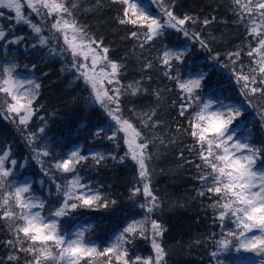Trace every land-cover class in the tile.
<instances>
[{"label": "trees", "instance_id": "obj_1", "mask_svg": "<svg viewBox=\"0 0 264 264\" xmlns=\"http://www.w3.org/2000/svg\"><path fill=\"white\" fill-rule=\"evenodd\" d=\"M143 1L150 3L153 10L161 12L160 7L151 3V0ZM165 3H171V0H165ZM78 4L74 12L78 22L86 26L92 36L103 40V46L109 48L110 60L123 64L120 84L126 87L139 82L142 89L136 96L127 93L122 96L121 109L124 117L130 119L145 137L155 141L149 145L153 159L148 163L151 189L159 198L160 209L152 214V219L166 229L160 238L167 253L166 264H236L237 259L243 256L239 241L229 238L232 243L226 250H219L216 244L228 230H236L235 225L231 220H226L222 230L216 219L217 210L211 207L217 197L198 194L201 182L196 178L199 172L195 165L200 161L194 148L189 151L194 145L189 135L190 113L198 109L194 104L184 116L180 115L184 94L176 86L175 80L164 75L168 69L159 60L165 49L189 44L182 62H173L171 74L185 80L188 73L184 72V67L187 65H192L191 70H202L205 76L201 88L197 90L200 102L212 88V94L220 95V100L233 102L241 110L233 126L238 127L240 133L246 134L250 144L264 150V119L260 115V110L264 108V98L249 96L246 99L241 84L237 83L233 74L234 67L238 68L241 63L245 66L251 63L245 54L251 37L246 38L245 28L235 22L237 17L232 11L231 0H174L172 11L175 15L198 18L197 23H189L186 28L190 34L199 33L208 44L206 48L201 47L197 40L185 37L174 29H166L162 37L141 48L142 39L130 36L132 31L140 30L130 24L119 23L123 5L113 0H78ZM0 12L4 13L0 16V27L7 33L6 39L2 40L5 42H0V70L10 57L16 58L19 68L32 70L40 84L32 104L34 115L26 127L19 125L18 117L10 116L5 105L0 103V148L10 153L11 159L24 164L26 169L21 171L19 177L35 176L36 182L31 192L41 198L43 196V213L47 208L49 211L46 215H49L63 201V193L57 191V185L64 186L74 175L59 172L53 165L60 158H66L73 146H79L80 154L88 159L77 166L75 175L102 197L116 203L107 209L78 208L67 215L71 219L67 229L74 223L87 221L88 225L94 227L86 241L97 240L103 249L117 233L116 230L123 228L130 220L145 216L140 207L145 202L142 192L135 197L131 193L134 186L142 188V183H138V166L130 157L120 161L119 158L127 152L123 133L118 135L115 142L108 139L115 128V122L92 99L91 89L83 79L76 78L78 73L71 68V56L67 53L50 54V48L59 49L63 41H50L48 46L41 47L31 28L15 22L13 12L7 9H0ZM23 12L25 15L29 13L33 22L42 26L43 35L51 37L50 19L39 21L38 15L29 12L27 7L23 8ZM205 19L212 22L204 25L202 22ZM19 37L24 39L19 43H10ZM252 46H255V42ZM239 48L244 51L234 66L228 53ZM148 62H151V68L145 67ZM111 87L114 85H109ZM5 99L10 100L0 93V100ZM249 100L252 104H249ZM152 110H155L153 120L160 123L155 129L145 128L140 117ZM40 128H44L43 133L39 131ZM33 133L35 141L30 145L28 137ZM161 139L164 143H160ZM53 140L59 141L61 145L55 148V154L50 145ZM45 145L50 155L35 158L33 149ZM97 154L105 157L99 164L93 159ZM112 156L116 159H112ZM186 160L192 163H185ZM257 164L264 166V160L257 161ZM14 183L11 184V190ZM6 223L0 221V264H9L7 257L13 252L3 243L11 238ZM126 247L130 259L136 255H154L150 235L147 239L136 237ZM136 247H140V250ZM212 252H217V256L213 257ZM16 254L20 256L18 264H24L25 253ZM12 264L17 262L13 261ZM81 264H86V261ZM97 264L100 262L97 261Z\"/></svg>", "mask_w": 264, "mask_h": 264}, {"label": "snow or ice", "instance_id": "obj_2", "mask_svg": "<svg viewBox=\"0 0 264 264\" xmlns=\"http://www.w3.org/2000/svg\"><path fill=\"white\" fill-rule=\"evenodd\" d=\"M120 3L122 16L119 18L121 25L130 24L140 31H132L130 36L141 40L140 47L150 41L162 37L166 29H174L183 33L185 37L197 40L201 47H208L207 42L199 33H189L186 25L195 24L198 18L189 15L179 17L172 11V4L165 0H151L157 4L163 13L161 18L153 16L139 0H113ZM232 11L237 17L236 23L246 30V38L251 37L246 47V55L251 59L247 66L239 64L233 68L237 83L242 86L246 99L249 96L264 98V0H231ZM27 7L32 13L40 16L42 20L50 19V36L42 34V26L33 22L32 18L25 15L23 8ZM79 7L78 0H0V9L14 12L17 24L27 25L38 38V44L46 47L50 41L62 39L63 45L57 49L50 48V54L67 53L71 56V68L83 79L91 89L92 99L101 105L107 112L115 128L109 140L116 141L118 135L123 133V141L127 146L125 156L120 161L130 157L138 166V183L141 187L131 189L132 197L143 194L145 202L140 205L145 216L142 220H133L116 235L110 243L101 249L94 242L85 240V230L75 233V238H68L60 229L59 218L69 215L78 208L107 209L115 205L114 200H108L94 190L90 185L81 182L75 175L76 168L88 157L79 151H72L67 158L58 160L53 167L62 173H73V177L64 186L57 185V191L63 193V201L54 212L52 218L42 215L45 208L43 200L35 197L31 192V185L15 186L8 183L13 169L6 167L9 153L0 154V221H5L10 239L4 241L6 248L13 250L7 257L9 264L19 262L20 256L16 253H25L24 264H166L167 253L163 248L160 238L166 229L152 214L160 209L159 198L151 189V171L149 161L153 155L149 152V145L154 140H149L140 130L125 118L121 109V97L126 93L136 96L142 91L139 82L126 87L120 84L119 76L123 64L109 59V48L103 46V40L92 36L87 27L81 25L74 12ZM4 13L0 12V16ZM214 19V18H213ZM212 21L205 19L202 23L208 25ZM7 33L0 28V40L6 39ZM24 39L19 37L10 43H19ZM255 42V46L252 44ZM36 45H33L35 47ZM243 48L228 53L234 66L240 59ZM184 53L165 49L159 56L160 62L168 69L164 75L176 81V86L181 90L183 103L180 105V115L184 116L189 109L196 105L198 110L190 113L189 135L194 141L192 148L196 150L200 163L196 164L199 175L196 177L201 182L198 190L200 196L209 194L217 197L211 207L217 210L216 219L224 228V222L231 220L236 230H228L224 237L216 241L219 250H226L232 239L239 241V247L247 251L264 255V168H257V161L264 160V150L248 142L235 138L233 122L241 115V110L232 106H224L222 110L213 111L212 101L200 102L197 90L201 88V79L180 80L173 76L174 61L183 60ZM35 67V66H34ZM151 68V62L145 64ZM15 64L3 67L0 70V93L10 100H0L5 105V110L10 116L18 117V123L27 126L34 115L33 101L38 95L40 84L34 80H22L14 75ZM106 85H114L107 87ZM159 96V93H156ZM249 104L252 101L249 100ZM255 107V105H252ZM135 115V113H134ZM155 110L145 112L140 117V122L145 128L155 129L159 121H154ZM264 119V108L260 110ZM41 133L44 128H40ZM29 144L35 141V133L28 137ZM160 143H164L161 139ZM117 147L119 145L117 144ZM35 158L49 156L50 152L45 145L43 148H34ZM183 156V153H181ZM116 159L115 156L111 157ZM93 159L99 164L105 159L97 154ZM12 165L16 164L11 160ZM185 163H192L185 161ZM258 231L259 235H249ZM151 237L153 256L142 257L136 255L129 258L126 245L136 237ZM232 238V239H229ZM213 257L217 252H212Z\"/></svg>", "mask_w": 264, "mask_h": 264}, {"label": "rangeland", "instance_id": "obj_3", "mask_svg": "<svg viewBox=\"0 0 264 264\" xmlns=\"http://www.w3.org/2000/svg\"><path fill=\"white\" fill-rule=\"evenodd\" d=\"M25 2V0H22V3ZM139 3L144 6L153 16H156V17H159L161 18V20L163 21V17H162V14L161 12L159 11H155L153 10L151 7V4L148 3V2H144L143 0H139ZM28 9V8H27ZM29 12H31L30 9H28ZM14 13V12H13ZM15 15V13H14ZM30 14L28 13V16ZM40 18V19H39ZM38 19L39 21H41V17L38 16ZM47 20V19H46ZM43 21V20H42ZM43 24V23H42ZM51 25V23H50ZM46 27V26H45ZM1 28V27H0ZM166 31V30H165ZM60 40V39H59ZM62 41V39L60 40ZM0 42H5V41H2L0 40ZM63 43V42H62ZM171 50H175V51H180V52H183L185 53L187 50H189V44H181V45H177V46H173L171 48H169ZM15 64V69H14V75L19 78V79H22V80H34L36 83H37V80H36V76L34 74V72L30 69H20L19 68V63L17 62V59L16 58H13V57H10L7 61H6V64H5V67L6 66H10V65H13ZM192 69V65H187L186 67H184V72L188 73V75L186 76L187 79L185 80H188V79H201V84H202V81H203V77H204V72L202 70H197V71H194V70H191ZM184 74V73H183ZM181 74V75H183ZM109 87V85H108ZM212 90L213 88L208 92L207 94V102L208 101H212L213 103V108L212 110L213 111H216V110H222L224 109V106L227 105V106H232V107H235L232 103H225L223 102L222 100H220L219 98L221 97L220 95L216 96L214 94H212ZM235 129V138L236 139H239L241 140L242 142H248V137L243 134V133H240L238 131V128L234 127ZM50 145L52 147V153L55 154V148H57L58 146H61L59 144V141H56V140H53L50 142ZM80 150V147L79 146H73L70 151L68 152L66 158L68 157V155L72 152V151H79ZM4 151L6 150H2L0 148V154H2ZM9 153V152H8ZM11 155L9 153V158H8V161H6V167H11L13 169L12 171V175L9 177V180H8V183L9 184H12L14 183V187L15 186H22V185H25V184H29L31 185V191L34 187V183L36 182V179H35V176L32 177V176H23V177H19L20 176V173L22 170H25L26 168L24 167V164H21V163H17L15 165H12L10 163L11 160H15V159H11ZM59 160H62L61 158ZM16 161V160H15ZM257 168H264V166H260L257 164ZM13 187V189H14ZM9 191H11V188L8 189ZM35 197H37L38 199L40 200H44L43 196L41 198L40 195H38L37 193H32ZM49 211V210H48ZM47 211V208H46V211H45V214L43 213L44 210L42 211V215H45V216H48L49 218H52L49 215H46V212L48 213ZM81 213V212H79ZM78 213V214H79ZM75 218H78V216H75ZM74 220V218H72ZM60 220V229H61V232L62 233H65L66 231H68L69 233L67 234L68 235V238H75V233L79 232L81 229H84L85 230V240L89 234V232L93 229L94 225L90 226L88 225L87 221H81V222H78L77 225H75V227H73V229L71 231H69L67 228L68 226H70V218H68V216H65V217H61L59 218ZM249 235H259V232L258 231H254L253 233H250ZM115 237V236H114ZM113 237V238H114ZM112 238V239H113ZM95 242H98L97 240H93ZM112 240H110L111 242ZM108 242V243H110ZM246 253H249L251 255V258L250 259H246V261L242 264H264V255H261V254H258L256 252H252V251H247L245 250Z\"/></svg>", "mask_w": 264, "mask_h": 264}, {"label": "bare ground", "instance_id": "obj_4", "mask_svg": "<svg viewBox=\"0 0 264 264\" xmlns=\"http://www.w3.org/2000/svg\"><path fill=\"white\" fill-rule=\"evenodd\" d=\"M211 85V84H210ZM212 86V85H211ZM133 220H130V222H132ZM66 234H68L69 232L68 231H66L65 232ZM90 242H94L95 244H97L98 246H99V243L98 242H95V241H90ZM108 242H110L109 240H108ZM160 242H161V240H160ZM108 244V243H107Z\"/></svg>", "mask_w": 264, "mask_h": 264}]
</instances>
